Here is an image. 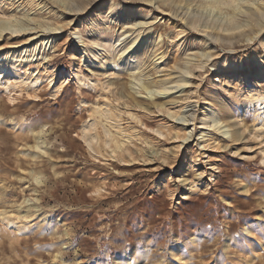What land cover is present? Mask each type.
Wrapping results in <instances>:
<instances>
[{
	"label": "rangeland",
	"instance_id": "374dc122",
	"mask_svg": "<svg viewBox=\"0 0 264 264\" xmlns=\"http://www.w3.org/2000/svg\"><path fill=\"white\" fill-rule=\"evenodd\" d=\"M185 1L0 0V264H264V0Z\"/></svg>",
	"mask_w": 264,
	"mask_h": 264
},
{
	"label": "bare ground",
	"instance_id": "6f19581e",
	"mask_svg": "<svg viewBox=\"0 0 264 264\" xmlns=\"http://www.w3.org/2000/svg\"><path fill=\"white\" fill-rule=\"evenodd\" d=\"M43 1L44 2H49V1L51 2V0H43ZM99 1H101V0H52V3H56V2L61 3V5L64 7V9L68 10V12L70 14H74L75 15V14L82 13V12L86 11L87 9H91L93 7L98 6ZM140 1L141 2L142 1H144V2L146 1L147 2L148 0H140ZM159 1H160L161 4L164 3V4H168L169 5L170 3H168V1L170 2L172 0H159ZM212 1H213L214 4H220L221 0H212ZM185 2H186V5L189 6L191 1L188 0V1H185ZM104 5L108 6V9L112 8V6H113L109 2L106 3V4L104 3ZM126 13H127L128 17L134 16V15H143V13L140 12L135 7L129 8L126 11ZM243 13H244L245 16L243 15ZM243 13L240 14V15H243V17L248 18V21H246V23H244V22L242 23V21L239 20V22H238V19H239V18H237L238 16L235 17L234 21L237 20V22H233L235 24L232 23L233 26L236 25L235 28L241 27L242 25H244V26L247 25L248 26L249 24H251L252 21L254 23L256 22L257 25L258 24L259 25L264 24V7L262 5L255 6L254 8L253 7H246V10ZM246 18H244V19L240 18V19L246 20ZM193 22H195V21H193ZM147 23L151 24V21L142 22V24H147ZM31 25L33 27L30 28ZM42 25H43L42 21H38V20H35V19H32V18L29 19L28 17L24 18V19H22V18L21 19H16V20H14L13 24H10L9 22H6V21H0V43L2 41H5V40L9 39L11 42H21V41H23V45H26L28 43V44L34 45L36 47L45 38L51 36V34H53V33H51V31H53V30H49L47 32H41V33L35 32V33L31 34V35H29V34L24 35V33H22V35H16V37H10V36L5 37V36H6L8 31H10V33L11 32L21 33V32H26L28 30H31L35 26L36 27L37 26L41 27ZM11 27H13L14 29H12ZM56 28L54 30H56ZM31 50H33V48L30 49V51ZM96 53H97V51L95 50L94 53H92V55H96ZM1 57L2 56H0V59H1ZM2 62L3 61L0 60V77L3 74H4V76H6L5 79H7V80L9 78H11V77H14L16 75V72H15L14 67L12 65H10L11 63H6V62L2 63ZM188 63L189 62H187L186 64H188ZM188 68H189L188 66H183V68H180V67L177 68V72L176 73H178L177 77H179V78L176 81H174L175 86L178 87L184 81V79H181L180 76L184 77V75H186L188 73V71H190V70H188ZM2 82H5V81L2 80ZM171 82H172V80H171ZM162 84H160L161 86L159 88V91L161 93H166L171 88V86H166V83H165V85H162ZM137 85H138V87H139V89L141 91H147V88H148L147 84L138 83ZM259 104L260 103L258 101L255 102V106L256 107H258ZM241 107L244 108V107H246V105L243 103ZM190 115H191V117L185 120V122H186L185 124H187L189 122V120H193L194 119L193 118L194 114L191 113ZM198 125H199L198 128H205V129H208V130H215L217 128V121L215 119L208 120V119H206V116L203 115L199 119Z\"/></svg>",
	"mask_w": 264,
	"mask_h": 264
}]
</instances>
